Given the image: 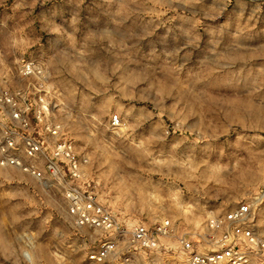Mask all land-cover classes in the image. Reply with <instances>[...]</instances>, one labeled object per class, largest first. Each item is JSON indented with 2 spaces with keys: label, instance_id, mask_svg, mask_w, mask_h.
Listing matches in <instances>:
<instances>
[{
  "label": "rangeland",
  "instance_id": "1",
  "mask_svg": "<svg viewBox=\"0 0 264 264\" xmlns=\"http://www.w3.org/2000/svg\"><path fill=\"white\" fill-rule=\"evenodd\" d=\"M23 62L44 78L21 77ZM40 80L132 223L203 232L264 190V0H0V87ZM85 232L60 193L0 167V264H86Z\"/></svg>",
  "mask_w": 264,
  "mask_h": 264
},
{
  "label": "built area",
  "instance_id": "2",
  "mask_svg": "<svg viewBox=\"0 0 264 264\" xmlns=\"http://www.w3.org/2000/svg\"><path fill=\"white\" fill-rule=\"evenodd\" d=\"M19 74L44 78L34 62L21 63ZM41 82L33 92L0 87V167L23 172L61 194L71 226L86 230V239L96 243L86 251V264H264V233L256 224L264 190L209 216L203 232L189 231L170 218L132 223L103 199L89 157L77 152L38 94ZM121 123L119 115L110 119L114 129Z\"/></svg>",
  "mask_w": 264,
  "mask_h": 264
}]
</instances>
